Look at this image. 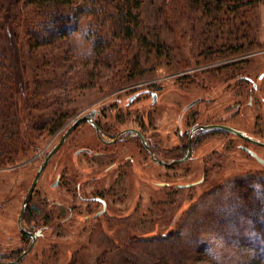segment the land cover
Returning <instances> with one entry per match:
<instances>
[{
  "label": "rangeland",
  "instance_id": "rangeland-1",
  "mask_svg": "<svg viewBox=\"0 0 264 264\" xmlns=\"http://www.w3.org/2000/svg\"><path fill=\"white\" fill-rule=\"evenodd\" d=\"M31 1L0 0V42L4 34L11 40L14 33L19 42L8 49L6 62L13 58L16 72V64L22 65L5 94L15 109L18 99L27 104L22 127L15 126V111L4 116L10 128L19 130L12 145L0 147V260H16L29 247L32 239L21 235L17 224L24 197L45 152L84 111L105 103L116 106L115 98L127 100L153 88L163 91L166 101L177 102L160 104L153 116L158 127H167L164 121L169 117L175 123L183 103L215 98L198 104L192 117L211 121L228 109L231 116L219 119L264 141V0H140L134 40L115 39L98 55L91 46L92 32L99 28L106 36L115 24L110 17L104 23L94 19L90 36H84L86 26L65 40L30 48L25 30L12 22L35 10ZM134 58L136 74L123 71L122 64ZM22 82L27 89L18 94ZM56 109L54 116L66 115L57 129L45 124ZM138 118L136 113L140 123ZM197 139L194 157L168 170L137 146L135 162L116 184V197H109V211L100 219L94 217L97 204L91 205L89 218L81 212L87 204L72 199L65 181L52 187L58 172L67 179L79 170L63 147L40 177L30 204L39 205L42 220L34 230L40 233L24 258L12 264H264L255 220L240 219L243 203L264 204V165L243 146L262 158L264 146L229 131L202 132ZM172 142H178L176 135L170 136ZM106 169L102 162L93 174L100 176L98 183L90 177L85 191L115 181L116 175H104ZM245 182L241 188L252 189L250 196L238 194ZM190 183L195 184L180 186ZM70 201L78 211L68 220ZM24 226L30 228V222Z\"/></svg>",
  "mask_w": 264,
  "mask_h": 264
},
{
  "label": "flooded vegetation",
  "instance_id": "flooded-vegetation-1",
  "mask_svg": "<svg viewBox=\"0 0 264 264\" xmlns=\"http://www.w3.org/2000/svg\"><path fill=\"white\" fill-rule=\"evenodd\" d=\"M253 87H257L256 82H253ZM126 98L127 100L124 98H120V100L115 98L113 101L118 103L116 104V106H114V103L106 104L105 102H103V104H105L101 107H94L90 110L84 111L73 121L72 124L68 125L69 127L67 126L68 128L65 129L63 135H61L60 138L55 141L52 146H50L52 148H49V150L45 152V156L42 157L43 162L49 152L60 142L67 130L78 119L83 117V119L66 136V139L64 140L62 145L51 156L45 169L48 167L59 150H62L63 147H67L71 159L74 162L73 164L78 165L79 170L76 175H71L67 179L65 176L67 174L61 171L58 172L56 174V178L54 180V183L52 184V187H61L63 181H65V185L67 187L66 189L72 194V199H79L81 202L87 204L84 210L82 209L81 211L87 213V218L92 216V204H97L100 206V209L94 212V217L97 219H100L102 215H106V213L109 211V206H111L109 197L111 195L116 197V191L118 190L116 186L119 185L121 179L126 176L127 169L130 167V165L135 162V157L132 154H134V151L136 152L137 146L140 148V151L145 154L146 157L148 156V158L155 164L161 165L167 170L172 169L174 165H179L185 162L183 161L171 163L172 161L186 157L190 152V148H192V150L188 159L194 157L199 133H215L216 131H225L218 128L202 129L199 128L201 125H210L216 123L225 124L224 121L219 119V116L223 117L224 114L227 115V117L231 116V112L228 109H225L222 111V114H220L219 116L216 115V118H212L213 120L211 119V121L209 120L206 122H199L196 118L192 117V115L194 114V108L198 104L205 101L207 103H211V101H213L215 98L212 99L205 97H196L181 105L182 108L175 123H173L174 121L168 117V119L164 121V124L169 126L164 127L163 124L161 125L163 127H158V125H156V123L154 122L153 116H155L158 110H160L159 105L162 103H166L167 105H177V102L166 101V97L164 96L163 91H158V89L156 90L153 88L139 90L138 92H135ZM141 99L145 100L146 104L137 105V101ZM250 103L252 104V101H250ZM237 106L240 108L241 104L238 103ZM122 107H124L125 109H123ZM110 108H112V112L109 111ZM239 108H237V111L239 110ZM107 110L109 114L107 113ZM136 113L139 114L138 119H140V123L136 122ZM121 116L124 117L125 123H129L122 128H120V125L124 124V122L121 123ZM84 124L88 125L82 127V125ZM163 133L165 134V137H163ZM174 135L177 136L178 142H172L171 144H169L168 141L170 136ZM185 148H187V152L184 155ZM243 148L246 150L247 148L250 149L246 146H243ZM159 160H161L162 162H160ZM102 162L107 166L108 169H106L107 171L104 175H110V173H112L111 175H116L115 181L108 184L107 186L103 185L101 186V188L96 187L92 191H85V189L89 185L90 177L92 178L91 180H93L94 183H98L100 176H94V172L96 171V169H98V166H102ZM56 164L57 169L59 163ZM65 165L67 166L68 164ZM40 166L38 167L37 172ZM44 171L42 172V174L44 173ZM82 181L85 183H83ZM161 184L167 185L168 183L164 182ZM180 186L185 187L184 184ZM35 189L31 195V198L27 205V209L24 213L22 226H20L19 224V217L17 220V224L21 232L20 234L23 236H28L32 239L30 245L34 240V235H37V230H34V227L36 224L39 225L38 222L42 220L40 214L37 213L39 205L34 204V206L32 207L30 206L33 195L35 193ZM54 203L56 202L54 201ZM70 203V205H67L69 212H71L70 217H67L68 220L73 218L74 213L78 211L76 206L73 205L74 203H72V201H70ZM53 209L55 210V208ZM45 218L47 221H49L48 219L50 218V214L49 218L48 216H46L43 219ZM51 219L54 220V216H51ZM27 222H30V228L24 226V224H27ZM32 222H34L35 224H32Z\"/></svg>",
  "mask_w": 264,
  "mask_h": 264
},
{
  "label": "trees",
  "instance_id": "trees-1",
  "mask_svg": "<svg viewBox=\"0 0 264 264\" xmlns=\"http://www.w3.org/2000/svg\"><path fill=\"white\" fill-rule=\"evenodd\" d=\"M31 2L36 4L35 10L28 12L27 15L29 16L22 20L19 19L18 23L12 22L13 27H22L25 30V37L30 48L36 49L39 46L51 45L55 41L65 40L70 35L77 31H81L82 27L84 28L86 26H88L87 30L89 31L85 32L84 36H90V32L93 29V20L100 19L102 23H104L105 19L109 17L115 24L112 27L110 25L109 32L106 31V36L100 34L99 28H94L95 31L92 32L95 37L92 40L91 46L95 54L98 55L102 53L104 50H101V48H105L111 43H114L115 39H128V41H131L134 40L138 34L137 30L140 21L139 14L135 10L139 8L140 0H33ZM217 7V10H221V6ZM84 15L89 18V22L83 20L85 18ZM10 38L11 40L8 35L4 34L3 41L0 42V147L6 146V143L12 145L16 140L15 133H18L19 130L9 127L10 123L7 124L4 119L5 113L10 110L15 111L13 115H15L18 124L15 126H19V128L20 126L22 127V121L27 115L26 99L22 104H19L18 99L15 109L13 103L9 102L8 95L5 94V91L7 93V90L13 89L16 81V74L20 75L19 71L22 67L20 63L18 65L16 64V67L19 68L16 72L13 69V66H15L13 58H10V63L6 62L9 58L8 49L12 48L13 45L15 46L18 42H16V40L14 41V39H16L15 33L11 34ZM117 48H120V53L124 50L122 46L120 47V44L117 45ZM113 49L115 48L112 47V50ZM113 56L116 57V55ZM137 63L136 58L131 62L127 61L123 63V71L127 70L136 74ZM11 67L12 71H10ZM25 88L27 89V83L22 82L18 87V94L20 92L23 93L22 90H25ZM58 110H54L45 124L56 127V129L64 124L66 117L64 113L60 114L58 112L55 116L53 115ZM13 137L15 138L12 139ZM0 154L2 153L0 152ZM245 184L247 187V182L240 185L238 194L242 193L244 196H250L252 194V189L241 188ZM253 205L248 206L243 203L240 219L245 220L246 218L255 220L253 226L255 227L254 232L255 230L259 232L258 236L260 237L261 243L264 245V204L263 206L261 204ZM223 213L224 215H228L226 206Z\"/></svg>",
  "mask_w": 264,
  "mask_h": 264
},
{
  "label": "water",
  "instance_id": "water-1",
  "mask_svg": "<svg viewBox=\"0 0 264 264\" xmlns=\"http://www.w3.org/2000/svg\"><path fill=\"white\" fill-rule=\"evenodd\" d=\"M83 119L80 118L78 119L68 130L67 132L64 134V136L62 137V139L60 140V142L49 152V154L46 156V158L44 159V161L42 162L32 184H31V187L27 193V195L25 196V199H24V202L22 204V209H21V212H20V215H19V224L20 226H22V219H23V216H24V213L27 209V205H28V202L31 198V195L40 179V176L42 174V172L44 171L45 167L47 166L48 164V161L49 159L51 158V156L55 153V151L62 145V143L64 142V140L66 139V136L70 133V131ZM199 128H202V129H206V128H218V129H222V130H225V131H229V132H232L234 134H236L237 136H240L250 142H253L255 144H258V145H263L264 146V141L263 140H260L258 138H255L249 134H247L246 132L240 130V129H237L235 127H232L230 125H227V124H222V123H216V124H210V125H201ZM191 150L192 148H190V152L189 154L182 158V159H179V160H175V161H172L171 163H174V162H183V161H186L188 158H189V155L191 153ZM247 150L249 151L250 154H252L259 162H261L262 164H264V158H262L257 152L251 150V149H248ZM160 162H162L161 160H159ZM169 163V164H171ZM194 183H190V184H185L184 186H191L193 185ZM22 228V227H21ZM40 232L37 233V235L39 234ZM36 234L34 235V240L32 242V244L26 249L24 250V252L16 259V260H13V261H6V260H0V263L2 264H12V263H17L19 261H21L24 256L33 248L34 244H35V241H36Z\"/></svg>",
  "mask_w": 264,
  "mask_h": 264
}]
</instances>
